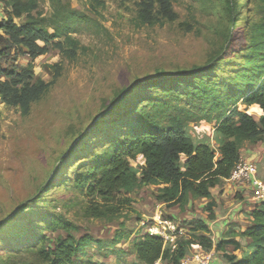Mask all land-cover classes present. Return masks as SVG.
<instances>
[{"label": "trees", "instance_id": "16d2710c", "mask_svg": "<svg viewBox=\"0 0 264 264\" xmlns=\"http://www.w3.org/2000/svg\"><path fill=\"white\" fill-rule=\"evenodd\" d=\"M0 1L6 5L8 16L0 22V74L7 77L0 80V99L28 112L32 102L49 88V82L34 81L33 61L47 53L51 43L66 58L75 57L80 45L72 33L80 27H92L95 20L62 0H50L55 11L49 21L33 13L39 0ZM193 1L205 6L210 3ZM250 1L256 17L247 28L248 40L242 49L245 63L235 75L219 79L208 72L216 60L234 48L237 24L245 13L243 0H220L222 11L215 33L222 42L211 52L207 65L172 75L158 74L119 90L105 106V116L97 121L101 128L96 133L110 124L100 136L98 148L92 142L83 153L76 152L74 157L80 161L74 174L55 184L50 182L42 192L72 187L88 198L85 216L112 222L129 217L134 212L133 193L153 185L158 187L157 201L169 208L178 205L184 209L190 200L208 199L205 211L210 220L216 219L212 190L231 176L244 147L264 143V0ZM90 4L97 9L104 0H90ZM139 6L138 20L144 24L174 22L178 18L173 0H141ZM16 19L23 20L19 24ZM186 24L191 29V24ZM13 51L14 58L20 53L31 58L20 72L2 67ZM52 67L59 71L60 64ZM149 89L157 91L143 94ZM183 95L188 97V104L192 99L200 103L199 112L178 104ZM254 108L260 110L259 119L251 112ZM201 122H214L215 134L194 136L193 125ZM136 164L139 171L134 167ZM20 208L19 212L26 207ZM252 218L243 232L252 241L249 253L237 241L215 243L208 224L200 218L180 224L185 233L177 239L175 249L161 237L145 235L134 241L132 250L140 264L158 261L183 264L194 246L206 254L212 249L221 252L228 264H264V201H259L252 210ZM42 228L64 234L60 233L55 245L50 246V239L38 232V244L21 249L35 255V264H107L78 258L86 256L89 247L101 252L107 249L106 256L119 255L122 251L114 245L131 237L119 233L108 243L88 233L78 237L79 227L62 212L51 215ZM19 243L18 240L15 248ZM229 244L236 245L232 254L226 249Z\"/></svg>", "mask_w": 264, "mask_h": 264}, {"label": "rangeland", "instance_id": "374dc122", "mask_svg": "<svg viewBox=\"0 0 264 264\" xmlns=\"http://www.w3.org/2000/svg\"><path fill=\"white\" fill-rule=\"evenodd\" d=\"M140 1L104 0L103 5L94 9L90 0H62L95 20L92 27H80L72 33L80 45L77 55L66 58L51 43L49 51L33 61L34 81L49 82V88L32 102L28 112L0 99V264H35V255L21 249L28 244H38V232L50 239L48 245H55L58 235L64 233L42 227L51 215L59 212L79 227L78 237L88 233L108 243L119 233L131 234L129 239L123 238L114 245L122 251L119 255L106 256L107 249L101 252L89 247L87 255L78 258V261L92 259L107 264H118V261L140 264L132 246L145 235L141 221L151 219L154 213L183 223L181 217H171L170 209L178 205L170 208L161 205L156 199L158 187L153 185L143 186L133 193L134 212L129 217L112 222L85 216L88 198L72 187L42 192L50 182L55 184L74 174L80 161L74 157L76 152L83 153L90 144L98 148L100 136L110 124L96 133L94 131L101 128L97 121L105 116V106L119 90L158 74L172 75L203 67L215 46L221 44L215 33L222 11L220 0H209L206 6L193 0H173L177 20L154 25L138 20ZM243 1L245 13L237 24L232 44L241 49L233 48L216 60L208 71L213 77L229 78L245 63L242 49L248 40L247 28L256 14L253 2ZM54 11L50 0H39V7L33 13L49 21ZM7 18V7L0 1V22ZM22 20L16 19L19 24ZM186 23L191 24V29ZM47 25L52 30L50 22ZM15 54L13 51L11 58L2 62V67L20 72L31 58L24 53L14 58ZM56 63L60 64L59 71L52 67ZM6 79L0 74V80ZM151 91L157 90L149 89L143 94ZM183 96L178 104L199 112L200 103L192 99L188 104V97ZM251 112L259 119V109ZM213 123L195 125L211 131ZM134 167L140 170L137 164ZM202 199L190 200L184 209L178 207L179 214L189 212L190 217L191 212L201 211L205 201ZM21 205L26 208L19 212ZM18 240L20 243L15 248Z\"/></svg>", "mask_w": 264, "mask_h": 264}, {"label": "crops", "instance_id": "0c3cea01", "mask_svg": "<svg viewBox=\"0 0 264 264\" xmlns=\"http://www.w3.org/2000/svg\"><path fill=\"white\" fill-rule=\"evenodd\" d=\"M193 126L194 130H192V134L194 136H211L215 134L214 128L209 131L207 128L199 129L200 126ZM242 156L247 160L257 163L258 168L255 177L264 185V143L244 147L241 150V157ZM254 187L253 184L233 181L230 178L224 179L220 185L212 190L215 201L213 209L216 214V219L210 220L208 218V212L205 211V208L207 207L209 200L206 198L202 199L205 200L202 210L196 211V214L191 212L190 217L188 215L189 212L179 214L180 209L178 206L170 209L171 217H181V221L183 222L200 218L208 224L210 237L215 243L220 241H234V243H236L237 241L239 245H241L240 247L244 248L245 252L249 253L252 250V241L248 237L243 236V232L251 224L253 219L252 210L259 202L255 197ZM226 249L227 252L232 254L235 252L236 245L229 244ZM190 253L195 255L198 253H204V251L199 247L194 246ZM209 254L213 256V264H228L221 252L212 249ZM190 264L196 263L191 262Z\"/></svg>", "mask_w": 264, "mask_h": 264}, {"label": "built area", "instance_id": "2783aa9c", "mask_svg": "<svg viewBox=\"0 0 264 264\" xmlns=\"http://www.w3.org/2000/svg\"><path fill=\"white\" fill-rule=\"evenodd\" d=\"M212 144L217 150L218 146L214 140ZM257 168V163L241 157L229 178L233 181L253 184L255 186V197L259 201H264V185L255 177ZM141 228L145 235L161 237L165 244L172 249L176 248L177 239L184 234V229L180 224L169 218H163L159 212L154 213L151 219H143L141 221ZM212 260L213 256L209 253L190 254L185 258L183 264H190L191 262H195L196 264H212Z\"/></svg>", "mask_w": 264, "mask_h": 264}]
</instances>
